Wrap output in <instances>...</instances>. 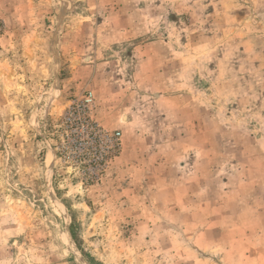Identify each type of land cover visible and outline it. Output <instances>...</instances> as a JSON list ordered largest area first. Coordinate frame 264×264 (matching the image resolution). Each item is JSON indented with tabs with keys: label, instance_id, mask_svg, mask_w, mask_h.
Wrapping results in <instances>:
<instances>
[{
	"label": "rangeland",
	"instance_id": "obj_1",
	"mask_svg": "<svg viewBox=\"0 0 264 264\" xmlns=\"http://www.w3.org/2000/svg\"><path fill=\"white\" fill-rule=\"evenodd\" d=\"M79 255L264 264V0H0V264Z\"/></svg>",
	"mask_w": 264,
	"mask_h": 264
},
{
	"label": "bare ground",
	"instance_id": "obj_2",
	"mask_svg": "<svg viewBox=\"0 0 264 264\" xmlns=\"http://www.w3.org/2000/svg\"><path fill=\"white\" fill-rule=\"evenodd\" d=\"M67 239L71 243V245L74 247V249H76V252L79 251L78 247L76 246L74 240L71 238L69 233H67ZM79 253H77V254H79ZM79 264H89V263L87 261H85V259L83 257L80 256Z\"/></svg>",
	"mask_w": 264,
	"mask_h": 264
},
{
	"label": "built area",
	"instance_id": "obj_3",
	"mask_svg": "<svg viewBox=\"0 0 264 264\" xmlns=\"http://www.w3.org/2000/svg\"><path fill=\"white\" fill-rule=\"evenodd\" d=\"M119 136V133L118 134H116V137H118ZM117 139V138H116Z\"/></svg>",
	"mask_w": 264,
	"mask_h": 264
}]
</instances>
